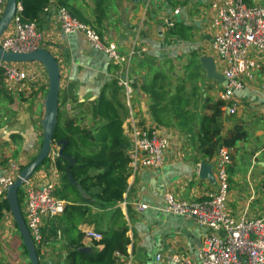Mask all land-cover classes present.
I'll return each mask as SVG.
<instances>
[{"label": "crops", "instance_id": "1", "mask_svg": "<svg viewBox=\"0 0 264 264\" xmlns=\"http://www.w3.org/2000/svg\"><path fill=\"white\" fill-rule=\"evenodd\" d=\"M64 1L76 17L94 27L105 41L115 42L123 53L133 52V56L129 65H119L104 51L91 46L81 32L65 34L57 17V6L62 3L52 0L54 7L42 12L37 23L43 36L41 47L54 54L61 68L60 123L64 125L73 119L82 127L96 130L105 121L98 115V99L104 93L118 107L124 136L129 141L131 127L137 123L158 129L171 145L162 166L144 167L130 175L124 198L117 203H101L93 196L97 188L84 193L78 186L82 192L78 203L89 206L90 213L71 236L60 228L59 238L52 227L46 228V253L39 254L41 264H70V242L78 239L80 233L85 234L83 246H90L91 253L98 250L100 247L87 232L107 231L118 221L128 226L130 238L127 255H120L125 264H173L166 259L170 254L196 260L207 231L193 218L167 212L162 206L167 192L179 199L201 200L217 188V180L199 175L204 161L211 164L214 174L216 171L217 154L212 159L204 157L198 139L201 117L210 111L205 106L195 112L192 130L187 131L173 114V86L161 87V77L154 88L158 94L149 86L158 75L174 74L172 67L185 59L193 61L198 71L207 76L201 57L213 56L222 72L223 63L212 47L213 30L209 26L212 3L216 0ZM247 2L264 5V0ZM178 9L179 14L175 15ZM170 18L176 20L172 27L166 24ZM253 55L260 68L252 78L244 79L243 88L235 90L236 112L230 114L225 107L222 118L223 136L236 125L248 133L246 139L231 148L232 161L228 166L230 191L226 209L235 218H264V56L256 52ZM20 66L27 72L25 81L16 84L4 78L0 83V95L5 92L13 113L0 118V173L15 176L41 149L49 86L47 70L41 62H23ZM120 78L128 79L133 88L130 100L119 84ZM209 81V93L216 100L219 95L220 99L218 86L223 90L224 84L216 79ZM170 90L173 94L169 97ZM158 96L162 106H168L161 122L152 110ZM214 98L210 101H216ZM29 181L36 185L51 181L56 189L60 187L55 158L50 156ZM138 203H147L149 207L139 210ZM117 210L121 211V218L115 215ZM0 264H31L13 214L7 210L0 219Z\"/></svg>", "mask_w": 264, "mask_h": 264}, {"label": "built area", "instance_id": "2", "mask_svg": "<svg viewBox=\"0 0 264 264\" xmlns=\"http://www.w3.org/2000/svg\"><path fill=\"white\" fill-rule=\"evenodd\" d=\"M6 2L7 0H0V17ZM53 7L51 2L43 12H48ZM212 8L209 23L213 30L212 46L223 63L222 73L228 79L220 98L226 101L229 113L234 114L237 110L233 97L235 90L243 88L244 79L252 78L254 71L260 68L253 52L264 56V5H249L244 0H216L212 3ZM21 12L22 5L19 2L11 24L0 39V44L6 51L26 53L41 47L43 36L37 19L25 20ZM174 14H179V9ZM57 17L65 34L81 32L91 46L104 51L116 64H130L133 52L125 54L115 42L105 41L94 27L73 15L67 6H57ZM175 21V18L166 19V24L172 27ZM20 63L0 59V71L7 80L18 84L28 77ZM119 84L124 87L130 100L133 88L129 80L120 78ZM130 135L128 155L131 175L144 167L162 166L171 145L166 135L156 128L137 123H133ZM52 152L58 156V147L52 149ZM217 157V188L206 198L185 200L170 192L164 195L163 210L193 218L207 231L196 260L182 254H170L166 259L173 264H264V218H235L229 214L226 202L230 191L228 166L232 161L231 148L220 147ZM16 178L11 173H0V200L7 198L8 189ZM22 187L27 226L39 254H45V230L47 227H56L57 236L62 237L58 224L67 202L56 194V185L51 181L41 185L26 181ZM137 205L142 211L149 207L147 203ZM87 236L93 240L102 238V234L97 231L87 232ZM158 258L161 259V256Z\"/></svg>", "mask_w": 264, "mask_h": 264}, {"label": "trees", "instance_id": "3", "mask_svg": "<svg viewBox=\"0 0 264 264\" xmlns=\"http://www.w3.org/2000/svg\"><path fill=\"white\" fill-rule=\"evenodd\" d=\"M244 1L248 3L247 0ZM18 2L22 5L23 18L30 21L38 19L44 8L52 1L18 0ZM60 2L62 5L66 4L64 0H60ZM72 14L75 15L73 12ZM156 77L150 84V89L154 90L157 85L159 76ZM165 77L166 75L161 76L162 79ZM177 89L180 90L181 87L178 86ZM154 94H158L156 90H154ZM160 99V96L155 99L152 110L154 116L161 122L162 118H166L167 113L165 115L164 113L167 111V107L166 105L162 106ZM172 102L176 105L174 113L180 119V126L187 127L191 131L190 124L196 116L194 112H190L186 108L189 101L184 100L180 94H175ZM205 106L210 112L204 113L201 117L198 139L204 157L212 159L220 147L233 148L238 141L246 139L248 133L242 126L236 125L234 129L223 136L222 118L225 113L226 101L221 98L213 102L207 100ZM98 115L105 121L96 130L82 127L73 119L67 120L63 125L58 118V125L54 133V143L67 140L64 153L71 156V159L61 156L55 158L57 169L60 172V182H62V185L56 189V194L68 201L63 215L59 218L58 227L62 228V231L68 236H71L78 224L90 213L89 206L78 203L82 197L81 190L84 193H90L97 188L98 191L93 196L101 203H117L123 200L128 178L131 175L128 155L130 141L124 136L123 119L116 104L104 93L98 99ZM57 147L54 146L53 149ZM49 158L50 156L43 164L48 162ZM19 199L23 207L22 188L19 190ZM5 210L10 211L7 198L0 200V219ZM115 215L118 218L122 217L119 210ZM53 229L58 228L54 227ZM100 233L102 238L94 240V244L100 248L92 253L79 250L84 245L82 242L84 233H80L78 239L70 242L72 246L68 255L70 264H125L120 255H127L130 244L127 234L128 226L122 225L118 221L107 231ZM24 248L28 254L27 248L25 246Z\"/></svg>", "mask_w": 264, "mask_h": 264}, {"label": "water", "instance_id": "4", "mask_svg": "<svg viewBox=\"0 0 264 264\" xmlns=\"http://www.w3.org/2000/svg\"><path fill=\"white\" fill-rule=\"evenodd\" d=\"M19 6L18 0H7L3 14L0 17V39L8 29L14 15ZM0 59L9 62H41L48 74V92L45 98V114L42 120L43 139L41 149L36 158L28 165L24 166L14 183L9 187L7 192V200L10 205V211L13 214L18 230L21 234L23 244L27 248L28 256L31 264H41L38 249L32 239V235L27 226L23 208L19 199V190L26 181H29L35 171L43 165L44 161L50 156L54 146L59 147L58 156L71 159V156L64 153L67 140H61L54 143V133L58 125L59 118V97L61 89V68L58 59L50 50L40 47L34 51L26 53H18L6 51L0 44ZM202 67L206 71L207 78L216 79L226 86L228 79L219 71L216 60L213 56L201 57ZM75 162V160H73ZM213 167L208 161L202 162L199 175L203 179L216 181ZM80 251L91 253L90 246H82Z\"/></svg>", "mask_w": 264, "mask_h": 264}, {"label": "rangeland", "instance_id": "5", "mask_svg": "<svg viewBox=\"0 0 264 264\" xmlns=\"http://www.w3.org/2000/svg\"><path fill=\"white\" fill-rule=\"evenodd\" d=\"M172 69L175 71V73L174 74L169 73L168 75H166L165 78L161 79V81H160L161 87L164 88L165 85L173 86L175 94H180L184 98V100L189 101L188 106L191 105V109H187V110H190V112L195 113V112H198V110H203V108H205V105H206V100H210V98H214L209 93L210 86H212V85H210V81L207 78V76H205L200 71H198V67L196 64H193V61H189L186 59L183 61H180L179 64H177V67H172ZM158 76L161 77V75H158ZM4 78H5V76L1 72L0 73V83L2 82V79L4 80ZM178 86L181 87L180 90L177 89ZM218 91H219L218 92L219 94L222 91L220 85L218 86ZM4 93L5 92H2L0 95V118H4L5 116L11 117V115L13 114L12 110L9 108V104H11V103H9L8 98L3 95ZM171 93H172V91L170 90L169 91V97H170ZM175 94L173 96H175ZM173 96H172V98H173ZM172 98H171V102H172ZM216 98L218 100L219 95ZM172 106H173V110L176 109L175 103L172 104ZM166 107L168 108L167 105H166ZM173 114L175 115L174 112H173ZM169 117H170V115H169ZM193 122L194 121L191 122L190 126H192ZM186 130L189 131L187 129V127H186ZM50 156H52L54 158L57 157L55 154H53V152H51ZM21 188L23 190V187H21ZM22 199H23V194H22ZM23 202H24V200H23ZM22 208H23V213L25 214L24 207H22Z\"/></svg>", "mask_w": 264, "mask_h": 264}]
</instances>
